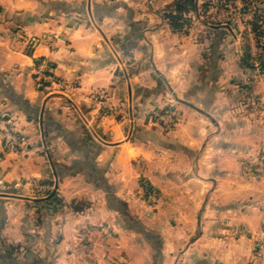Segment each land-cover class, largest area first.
<instances>
[{"label":"crops","instance_id":"crops-1","mask_svg":"<svg viewBox=\"0 0 264 264\" xmlns=\"http://www.w3.org/2000/svg\"><path fill=\"white\" fill-rule=\"evenodd\" d=\"M181 1L0 0V115L28 140L0 143V264H252L263 93L221 76L228 11L194 0L176 30Z\"/></svg>","mask_w":264,"mask_h":264},{"label":"rangeland","instance_id":"rangeland-1","mask_svg":"<svg viewBox=\"0 0 264 264\" xmlns=\"http://www.w3.org/2000/svg\"><path fill=\"white\" fill-rule=\"evenodd\" d=\"M248 4H249L248 10L245 12H242L240 10H241V7H243V0H233L232 2L230 1V3H229L231 9H230V11H228V14H229L230 18L232 19V21H231V24L230 23L229 24L224 23V24H227L228 27H229V25H231V27L228 28L230 32H227V33H229L227 35H225L226 32L225 33L223 32L222 37H219L217 39V44H219V45L221 44L222 46H224V48H223L224 50H223L222 54L224 53V51L227 52L225 54V56L228 55L227 59L223 58V60L225 59V61H228V63L230 64V62H236L238 59L237 63H238L239 68L236 69V72L232 71L231 69H229V71H226L227 68L229 67V64L224 63L225 66H223V69L221 68V70L223 72V73H221V76L223 75L225 78L235 77L236 80H239V82H240L239 89L240 90L242 89L244 91H251L253 87H251L249 85H253L255 82L259 81L257 84V89L254 90V88H253V90L254 91L257 90L258 92L263 93L261 102H264V68L262 67V64H263L262 60H264V48L261 47V45H264V35L260 38V41H259V39H257V35L255 33L253 25L251 23L252 16L254 15V13L255 14L257 13L258 16L263 18V19H261V22L263 23L262 25L264 28V0H248ZM244 6L246 7V4H244ZM224 15H226V14H224ZM230 42L235 43L236 48L238 49V51H237L238 54L235 55L236 57H234V55H233L234 53H232L231 49H229V47H230L229 43ZM225 43H226V45H224ZM246 49H249L248 51L254 59L245 58ZM218 55H219V52L217 50H216V52L214 51L212 53V56L214 57V59L218 58ZM259 58H261V59L259 60ZM210 59H211V57H210ZM241 62H244L247 65L244 66V65H242ZM248 64H252L254 66V68L248 67ZM215 71L216 72L218 71L217 73H219L220 69L214 70V69L210 68V69H208V74H206V76L208 78H210L211 76H214ZM242 83L244 84V86H242L243 85ZM55 85H57V84H55ZM241 86H242V88H241ZM245 86H247L248 88H244ZM247 96H248L247 98L250 99V95L247 94ZM107 99H106V105L109 101ZM249 99H248V101H249ZM103 102H105V101L104 100L101 101V103H103ZM246 106L248 107L249 103L244 105V107H246ZM109 108L112 109L113 111L119 110V107L117 105H113V104H112V107H109ZM154 112H158V111L154 110ZM14 118H15L14 122L16 123L17 129L20 130L21 132H23L21 124L16 122L18 117L15 116ZM176 122L177 121L175 119V122H173V123L176 124ZM0 123L2 124V127H3V125L4 126L7 125V123H9V121L6 122L4 117L2 116V121H0ZM22 152L23 151H21L19 153H22ZM259 171H260V168H259ZM144 193H147V191L145 190Z\"/></svg>","mask_w":264,"mask_h":264},{"label":"built area","instance_id":"built-area-1","mask_svg":"<svg viewBox=\"0 0 264 264\" xmlns=\"http://www.w3.org/2000/svg\"><path fill=\"white\" fill-rule=\"evenodd\" d=\"M36 77L43 83L48 82L47 86L53 83L57 85H63L62 81H55L53 78V68L48 59H39L35 65ZM44 84V83H43ZM102 100L106 101L108 98L103 92H99ZM154 117L160 123L166 121L169 123L175 122V118L172 109L166 108L158 112H154ZM0 121H2V116L0 115ZM1 140L0 143L6 151L21 152L27 147V137L23 132L17 129L15 122H9L7 125H3L0 131ZM149 196L153 199L155 194L153 191H149ZM252 264H264V238H260L254 248V255Z\"/></svg>","mask_w":264,"mask_h":264},{"label":"trees","instance_id":"trees-1","mask_svg":"<svg viewBox=\"0 0 264 264\" xmlns=\"http://www.w3.org/2000/svg\"><path fill=\"white\" fill-rule=\"evenodd\" d=\"M230 1L232 2L233 0H217L216 6L218 8L223 9L225 11H230L231 7L229 5ZM247 2V3H246ZM246 4V7L244 6ZM195 7V2L194 0H183L181 2H178L172 9H169L168 12L166 13V18H168L170 24L172 27L176 30H182L183 28H188L192 20H190L188 14L192 8ZM249 4L248 0H243V7H241L242 12H245L248 10ZM262 17L258 16L257 13L252 16V25L255 30V33L257 35V39H259L264 35V28H263V23L261 22ZM263 21V20H262ZM229 23L231 21H228ZM262 48H264V45H261ZM249 49H246V56L245 58L248 59H254L251 54L248 51ZM261 58H259L260 60ZM263 59V58H262ZM263 64L262 67L264 68V60H262ZM242 65L246 66L244 62H241ZM248 67L254 68L252 64H248ZM48 83V82H47ZM169 124V123H167Z\"/></svg>","mask_w":264,"mask_h":264}]
</instances>
